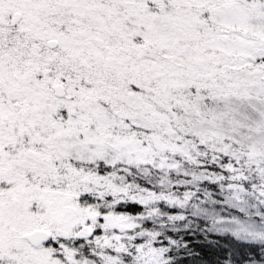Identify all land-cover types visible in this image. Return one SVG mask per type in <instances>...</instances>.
<instances>
[{
  "label": "snow or ice",
  "instance_id": "1",
  "mask_svg": "<svg viewBox=\"0 0 264 264\" xmlns=\"http://www.w3.org/2000/svg\"><path fill=\"white\" fill-rule=\"evenodd\" d=\"M198 158L264 206V0H0V264H183Z\"/></svg>",
  "mask_w": 264,
  "mask_h": 264
},
{
  "label": "rangeland",
  "instance_id": "2",
  "mask_svg": "<svg viewBox=\"0 0 264 264\" xmlns=\"http://www.w3.org/2000/svg\"><path fill=\"white\" fill-rule=\"evenodd\" d=\"M203 163L204 161L199 158L197 164H188L185 162L183 170L189 173L188 176L176 173L169 176V179L173 182L184 181L186 183V188L181 189L175 197L181 203H184L183 192L185 190L196 193L187 203H184L182 208L179 205L176 206V214L183 215L186 218L184 221L176 222L177 230L182 229L184 225L192 224V218L190 217L204 214L209 218V222L215 231L221 228L229 229V231L232 229L235 230V224L224 222L239 220L250 225L252 230L264 233V226L257 225V213H259L261 217H264V206L261 207L258 205L254 197L246 196L243 198L246 201L245 203H238L233 199L235 193L229 190L230 185H224L220 188L218 183L210 179L198 180L197 182L192 181V174L199 175L202 171H206V169L202 167ZM211 185H214V189L210 188ZM215 187L219 190H215ZM205 193H208V195H205ZM220 195L221 197L224 196L221 200L222 202L215 198V196ZM241 208H243L244 211H241ZM229 214L230 216L223 217V215ZM255 240L264 245V239L256 238Z\"/></svg>",
  "mask_w": 264,
  "mask_h": 264
},
{
  "label": "trees",
  "instance_id": "3",
  "mask_svg": "<svg viewBox=\"0 0 264 264\" xmlns=\"http://www.w3.org/2000/svg\"><path fill=\"white\" fill-rule=\"evenodd\" d=\"M210 188L214 189V185H211ZM215 190L219 189L215 187ZM223 197H221V195L215 196L219 201H221ZM228 216H230V214L223 215V217ZM190 218H192V224L184 225V227L182 226V229L177 230L178 233L185 235L191 233L193 235L203 236L204 238L202 240L197 239L196 241V243L200 245V247L195 249L197 253L196 256L185 258L183 254H181L180 258L183 259V264H224V262L220 260V256L223 255L220 251L221 248L228 250L230 254L236 253L238 248L242 249L246 254H251L254 260H259L261 257H264V245L257 242L255 239L244 236L243 234L235 236L233 234L234 229L216 232L210 224L209 218L204 214ZM203 228H207V230L213 232L214 235L210 237L205 235L202 231ZM201 248H203V251H201Z\"/></svg>",
  "mask_w": 264,
  "mask_h": 264
}]
</instances>
